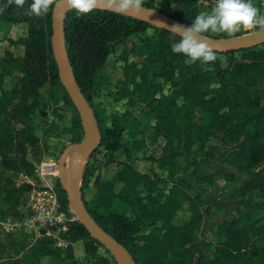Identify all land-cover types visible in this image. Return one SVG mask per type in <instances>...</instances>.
I'll return each instance as SVG.
<instances>
[{
  "label": "rangeland",
  "instance_id": "rangeland-1",
  "mask_svg": "<svg viewBox=\"0 0 264 264\" xmlns=\"http://www.w3.org/2000/svg\"><path fill=\"white\" fill-rule=\"evenodd\" d=\"M144 1L163 7L171 14L181 15L176 14L175 8L183 3L182 0ZM258 8L264 13L263 5L259 4ZM256 29L258 27L250 31ZM27 40L25 22L9 23L0 20V188L8 189L9 192V188L21 187L22 200L21 197L19 200L22 202L17 209H7L5 216L7 221H18L21 213L18 221L20 225L34 218L36 214L30 211L32 194L49 186L56 191L61 209L69 212V204L66 205L64 193L59 188L61 185L54 166L67 143L83 138L80 116L64 88L58 82L47 81L34 93L26 86L24 72L12 68L4 59L8 55L23 56ZM175 42L168 41L169 48L164 51L156 45L155 31L150 27L109 43V53L94 76L90 96L102 124L110 125L115 116H119L116 118L119 122L125 120L131 105L135 100L141 99L142 104L136 102L134 112L142 133L148 134L150 121L147 116L153 115L151 107L155 105L161 106L157 111L158 115L165 111L161 108L175 107L182 118L205 122L208 112L199 105L204 99L216 95L222 100L228 96L234 101L242 94L240 87L249 90L261 89L264 93V81H261L264 80V74L257 75L259 83L255 86H250L236 77L237 75H232L233 66H237L241 61L255 62L259 64L255 68L260 66L264 72V42L246 47L247 49L216 52L220 67L229 71L225 72L223 77L233 79L228 83L220 82V76L212 62H191L183 54L174 53L172 44ZM157 57H161L162 63L158 62ZM174 62L177 65L171 71ZM157 65L162 66L158 68ZM184 65L190 66L187 69L189 72H199V79L194 81L188 77V73L184 79ZM144 88L147 90L144 91ZM257 99L264 105V94L259 95ZM228 109L229 107L224 105L221 110ZM40 113L43 114L42 117ZM26 120L30 125H26ZM6 122L10 123L9 127L5 125ZM220 127L214 126L202 144L194 143L189 147V144L174 139L166 152L161 153V149H154V157L150 159L137 151V157L133 159L135 166L141 170L150 169V172H153L152 168L158 171L163 179L161 184L164 190L172 184H178L174 195L177 200L176 207L167 203L166 207L161 208V213L167 216L173 225L189 223V227H182L183 238H186L187 242H182L179 247L172 244L167 251H163L156 240L141 239L139 243L142 250L136 254L140 262L149 263L154 260L151 264H162L164 259L174 261L180 257L183 264H221L217 259L220 256L219 248L222 246L242 252L245 257H250L252 253H264V220L261 224L245 226L241 219L247 202L261 197L260 186L252 190L242 188L243 182L251 177L229 161L228 157L235 150L236 143L227 133L226 127ZM26 128H31V134L36 139L34 143L28 141L30 138L22 137V129L26 131ZM165 142L166 139L159 135L153 146H163ZM97 147L84 164V168L89 164L92 171V180L85 194L87 197L95 190V180L101 176L110 177L117 167L115 163L127 157L122 146L112 152L113 160L109 159L110 151H99ZM146 148L148 154L153 153L152 147ZM180 150L186 153L174 155ZM75 153L76 151L72 150L67 163L73 160ZM2 154L9 155L12 164H6ZM20 157L32 162L35 169L28 173L21 168ZM167 157L174 163V168L169 169L170 172L166 170V166L162 171L157 167L159 160ZM44 165L54 168L44 167L45 170L42 168ZM258 168L264 169V161L255 170ZM21 172L28 174L29 181L21 180ZM167 232H170V228L162 222L160 225L142 229V233L153 234L157 239ZM1 237L6 239L5 235ZM74 248L76 257L70 258L62 253L63 258L70 262L75 260L73 264H82L88 260V257L83 255L79 241L75 243ZM102 251L107 254L108 264L113 261L115 257L110 251L99 250ZM213 259L216 261H212ZM5 263H8L7 259L0 260V264Z\"/></svg>",
  "mask_w": 264,
  "mask_h": 264
},
{
  "label": "trees",
  "instance_id": "trees-1",
  "mask_svg": "<svg viewBox=\"0 0 264 264\" xmlns=\"http://www.w3.org/2000/svg\"><path fill=\"white\" fill-rule=\"evenodd\" d=\"M184 1L182 0V2ZM187 1L191 3L193 0ZM32 2L33 0H25L23 7H18L15 3H9V0H0V20L9 23L25 22L27 24L28 40L23 56L12 57L8 55L4 59L8 61L12 68H18L24 72L26 86L34 93H37L38 87L47 81L51 83L58 82L64 88L59 80L58 67L50 44L51 10L44 17L29 15L28 9ZM144 4L154 6L145 1ZM182 4L176 5V14H180ZM154 7L189 25L190 20L182 14L177 16L169 13L163 7ZM189 8H191L190 5L188 10ZM189 15L191 16V14ZM63 24L66 49L73 72L93 109L100 129L101 137L97 150L110 151L109 159L113 160L112 152L122 146L127 156L124 160L115 163L117 167L110 177L101 176L95 180V190L89 197L85 194L90 186L89 182L92 180V171L89 164L85 165L81 180L82 198L94 219L126 246L136 263L151 264L154 261L152 260L149 263L139 261L136 254L137 251L142 250L139 243L141 239L156 240L159 248L167 251L172 244L179 247L182 242H187L186 238H183L184 229L182 227H189V223L181 226L173 225L171 221L169 222L168 217L161 213V208L166 207L167 203L176 207L177 200L174 199V195L178 190V184H172L164 190L163 184H161L163 179L158 171L152 168L153 172H150V169L141 170L135 166L133 159L137 157V151L142 156L150 159L154 157V149H161V153L162 151L166 152L174 139L189 144V147L194 143L202 144L207 139L211 129L217 125L226 127L227 133L231 135L236 143L235 150L228 157L229 161L238 170H244L251 177V179L243 182L242 188L252 190L260 186L261 197L247 202V207L243 210L241 219L245 222V226L261 224L264 220V169L258 168L255 170V168L259 167L264 161V105L257 99L259 95L264 94L263 91L261 89L249 90L240 87L242 94L237 96L234 101L228 96L222 100L220 96L216 95L204 99L199 105L200 108L208 112L205 122H194L182 118L175 107L161 108L165 111L162 112V115H158L157 111L161 106L155 105L151 107V111L154 112L153 115L147 116L150 121V132L148 134L142 133V129L138 126L139 121L136 119L137 115L134 112L136 102L139 105L142 104L141 99L135 100L131 105L127 113L128 116L124 118L125 120L119 122L117 120L119 116H115L110 125L102 124L90 101V96L94 76L109 53V43L113 40H122L135 32L152 27L155 31L156 45L167 51L169 48L168 41L178 42L179 37L172 39L171 32L165 28L130 15L99 7L86 15H79L69 8L64 13ZM230 51L235 50L221 52ZM157 58L159 59L158 62L162 63L161 57ZM174 63L171 71L177 65L176 62ZM212 63L216 68V73L220 76L221 83L223 81L228 83L233 80L229 77H223V74L229 71L220 67L218 59ZM258 65L255 62L244 63L241 61L237 66H233L234 72L232 75H237L236 77L240 78L241 81L250 86H255L259 83L257 75L264 74L260 66L255 68ZM157 66L160 68L162 65ZM189 67V65H184V79L188 73L189 78L194 81L198 80L200 73L197 71L189 72L187 70ZM144 87H147V85H144ZM147 88L143 90L145 91ZM150 103L152 104V101ZM224 105H227L229 109L221 110ZM40 115L43 116L41 113ZM27 124L30 125L28 120H26ZM5 125L9 127L10 123L6 122ZM24 129H22V137L30 138L28 141L34 143L36 139L31 134V128H26V131ZM159 135H162L166 142L163 146H153ZM146 147H152L153 153L148 154ZM184 153L186 152L180 150L174 155ZM2 155L6 164H12L9 155ZM20 158L21 168L27 170L28 173L35 169L32 162L24 157ZM165 166L168 171L174 168L172 159L163 158L162 161L159 160V163H157V167L161 171ZM59 188L64 193L67 205L65 191L62 187ZM20 192V186L9 188V192L8 189L0 188V219H5L7 209H17V206L22 202L19 200L20 197L22 200ZM20 217L21 213L18 218ZM161 222L168 225L170 232H167L160 239L155 238L153 234L142 233L144 227H152L155 224L160 225ZM63 235L80 242L83 255L88 257V260L82 264H95L94 260L99 255L98 247L104 245L91 236L82 223L77 219L70 221ZM105 249L109 251L107 248ZM63 251V248L53 247L49 240L42 239L27 248L19 261L22 264H73L75 260L70 262L68 259L63 258ZM219 253L220 256L217 260L221 264H264V253H252L250 257H245L242 252L224 246L219 248ZM212 261H216V259ZM109 264L118 263L114 258ZM162 264H183V260L180 257L175 258L174 261L164 259Z\"/></svg>",
  "mask_w": 264,
  "mask_h": 264
},
{
  "label": "water",
  "instance_id": "water-1",
  "mask_svg": "<svg viewBox=\"0 0 264 264\" xmlns=\"http://www.w3.org/2000/svg\"><path fill=\"white\" fill-rule=\"evenodd\" d=\"M98 7L111 10L107 5V0H100ZM143 7L145 8L143 15H126L150 22L155 26L162 27L167 30L173 24L189 26L160 9L146 4H143ZM67 9L69 8H66L63 5L59 11L55 8L51 9L50 44L54 60L58 67L59 80L80 116L83 128V138L79 141L67 143L59 153L56 165L54 166L57 170V178L62 189L65 191L69 206L75 213L77 220L85 226L89 234L96 238L113 254L118 264H137L126 246L106 231L94 219L86 208L82 198L81 180L83 176L84 164L86 158L98 146L101 134L96 116L76 80L67 53L63 24L64 13ZM60 16L63 17L62 20L59 18ZM204 38L215 51L221 52L251 47L263 43L264 30L258 28L253 32L237 34L233 37H215L204 34ZM72 150L76 151L75 156L70 163H67L68 156ZM47 168L52 169V166L47 165Z\"/></svg>",
  "mask_w": 264,
  "mask_h": 264
},
{
  "label": "clouds",
  "instance_id": "clouds-1",
  "mask_svg": "<svg viewBox=\"0 0 264 264\" xmlns=\"http://www.w3.org/2000/svg\"><path fill=\"white\" fill-rule=\"evenodd\" d=\"M18 7H23L25 0H9ZM100 0H33L28 9L29 15L44 17L55 8L57 11L63 5L86 15L97 10ZM144 0H107L111 10L120 14L143 15ZM61 20L62 16L59 17ZM264 30V13L253 3V0H213L211 10L200 11L190 26L173 24L168 28L172 39L179 41L172 44L174 53L183 54L191 62L200 61L208 64L217 59L216 51L205 40L204 34L225 33L230 37L243 30L253 28Z\"/></svg>",
  "mask_w": 264,
  "mask_h": 264
},
{
  "label": "crops",
  "instance_id": "crops-1",
  "mask_svg": "<svg viewBox=\"0 0 264 264\" xmlns=\"http://www.w3.org/2000/svg\"><path fill=\"white\" fill-rule=\"evenodd\" d=\"M253 3L258 7V5H263L262 10L264 9V0H253ZM189 10H188V7ZM213 6V0H193L189 3L187 0L183 2L181 5L180 14L187 17L190 22L189 26L192 24V19L202 10H211ZM191 14V16L189 15ZM250 30H243L237 34L249 33ZM206 35L215 36V37H225L228 36L225 33L213 34L211 32L205 33ZM236 34V35H237ZM18 221L19 218H17ZM17 220L7 221L6 219H0V260L7 259L10 264H22L20 258L22 257L24 250L29 248L30 246L38 243L42 239H47L51 242L53 247L63 248V253L65 256L74 257L76 256L74 245L77 242L71 237L64 236L63 231L58 230L55 227H51L50 229H40L41 232L37 233L33 230V228L28 227L24 224H19ZM2 226V227H1ZM4 227V228H3ZM30 229V230H28ZM2 235L6 236V239H1ZM104 247V248H103ZM105 246H99L98 250L105 249ZM67 254V255H66ZM95 264H108L107 254L106 252H99L98 257L94 260ZM6 264V263H5Z\"/></svg>",
  "mask_w": 264,
  "mask_h": 264
},
{
  "label": "built area",
  "instance_id": "built-area-1",
  "mask_svg": "<svg viewBox=\"0 0 264 264\" xmlns=\"http://www.w3.org/2000/svg\"><path fill=\"white\" fill-rule=\"evenodd\" d=\"M47 165L42 166L46 170ZM21 180L29 181L27 173H20ZM33 202L30 204V211L36 212L24 225L35 229V232L40 233V229L55 227L58 230L67 229L68 223L76 218L75 213L69 206V212L61 209L57 193L52 186L37 190L32 194ZM38 221V222H37Z\"/></svg>",
  "mask_w": 264,
  "mask_h": 264
},
{
  "label": "bare ground",
  "instance_id": "bare-ground-1",
  "mask_svg": "<svg viewBox=\"0 0 264 264\" xmlns=\"http://www.w3.org/2000/svg\"><path fill=\"white\" fill-rule=\"evenodd\" d=\"M52 168H54V167H52Z\"/></svg>",
  "mask_w": 264,
  "mask_h": 264
}]
</instances>
